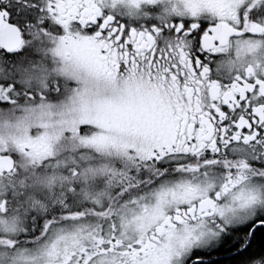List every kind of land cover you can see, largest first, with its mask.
I'll return each instance as SVG.
<instances>
[{"label": "snow or ice", "instance_id": "1", "mask_svg": "<svg viewBox=\"0 0 264 264\" xmlns=\"http://www.w3.org/2000/svg\"><path fill=\"white\" fill-rule=\"evenodd\" d=\"M0 264H264V0H0Z\"/></svg>", "mask_w": 264, "mask_h": 264}]
</instances>
